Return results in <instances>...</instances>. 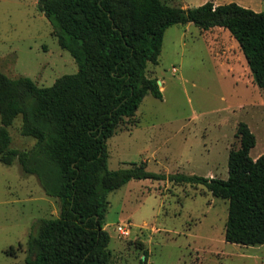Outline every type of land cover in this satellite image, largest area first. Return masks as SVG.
Listing matches in <instances>:
<instances>
[{"label": "rangeland", "instance_id": "obj_1", "mask_svg": "<svg viewBox=\"0 0 264 264\" xmlns=\"http://www.w3.org/2000/svg\"><path fill=\"white\" fill-rule=\"evenodd\" d=\"M165 1L185 6V0ZM217 1L264 11V0ZM0 69L40 86L77 72L38 0H0ZM147 73L161 80L162 98L146 95L135 117L108 138L110 169L145 161L152 172L227 178L229 153L240 146V122L256 135L251 156L264 154V88L228 29L171 25ZM20 123L18 117L9 128L11 146L30 148L35 140L21 134ZM108 199L110 264H264V244L226 241L229 203L203 184L132 179ZM59 211V200L46 194L35 174L23 173L18 161L0 160V264H26L38 222ZM122 222L129 236L119 234Z\"/></svg>", "mask_w": 264, "mask_h": 264}, {"label": "trees", "instance_id": "obj_2", "mask_svg": "<svg viewBox=\"0 0 264 264\" xmlns=\"http://www.w3.org/2000/svg\"><path fill=\"white\" fill-rule=\"evenodd\" d=\"M61 48L78 64L50 86L0 69V160L18 161L35 174L46 194L60 202L59 215L43 218L28 241L26 264H110L111 236L105 229L110 192L132 179H169L203 184L227 200L225 239L264 244V154L253 158L255 133L240 122V146L228 158V177L165 174L145 161L110 169L107 140L135 117L144 97L162 98L157 64L164 35L174 24L228 29L239 42L257 85L264 88V11L237 2L195 7L165 0H38ZM35 140L13 148L10 127Z\"/></svg>", "mask_w": 264, "mask_h": 264}, {"label": "built area", "instance_id": "obj_3", "mask_svg": "<svg viewBox=\"0 0 264 264\" xmlns=\"http://www.w3.org/2000/svg\"><path fill=\"white\" fill-rule=\"evenodd\" d=\"M117 229H118L119 234L122 236H129L131 234V229L128 226V224L125 222H122L121 224H119Z\"/></svg>", "mask_w": 264, "mask_h": 264}, {"label": "crops", "instance_id": "obj_4", "mask_svg": "<svg viewBox=\"0 0 264 264\" xmlns=\"http://www.w3.org/2000/svg\"><path fill=\"white\" fill-rule=\"evenodd\" d=\"M206 1H208V0H205V1H201L200 3H193V0H185V6L184 7H195V6H199V5H201V4H203V3H205ZM232 2V1H231ZM234 2H236V1H234ZM216 5H218V4H222V2H218L217 0L214 2ZM229 3V2H228ZM237 3H239V2H237ZM240 4V3H239ZM241 5H243V4H241ZM243 6H245L246 7V5H243ZM161 81V80H160ZM255 158H257V157H255ZM22 172L23 173H25L23 170H22ZM50 197V196H49ZM55 212V211H54Z\"/></svg>", "mask_w": 264, "mask_h": 264}, {"label": "water", "instance_id": "obj_5", "mask_svg": "<svg viewBox=\"0 0 264 264\" xmlns=\"http://www.w3.org/2000/svg\"><path fill=\"white\" fill-rule=\"evenodd\" d=\"M159 83L161 84L162 82H161L160 80H158V84H159Z\"/></svg>", "mask_w": 264, "mask_h": 264}]
</instances>
